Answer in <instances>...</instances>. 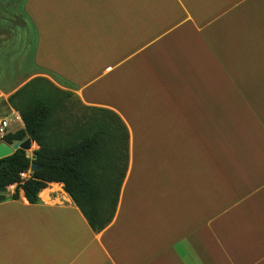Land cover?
<instances>
[{"label":"crops","instance_id":"obj_1","mask_svg":"<svg viewBox=\"0 0 264 264\" xmlns=\"http://www.w3.org/2000/svg\"><path fill=\"white\" fill-rule=\"evenodd\" d=\"M35 80L115 115L128 163L100 233L62 185L10 187L0 264H264V0L0 1L11 134Z\"/></svg>","mask_w":264,"mask_h":264},{"label":"trees","instance_id":"obj_2","mask_svg":"<svg viewBox=\"0 0 264 264\" xmlns=\"http://www.w3.org/2000/svg\"><path fill=\"white\" fill-rule=\"evenodd\" d=\"M38 82L39 80H35L27 84L8 100L12 107L17 103L22 104V100L25 102L21 108L16 105L14 109L19 114L23 129L5 136L3 143L12 146L32 134V143L36 144L38 149L33 152L35 160L22 150L0 159V203L7 200V190L15 187L12 200L18 199V191L21 190L26 202L36 205L39 202V194L49 184H60L90 229L94 233H100L112 222L115 215L128 163V133L115 115L99 110L110 117L108 120L111 126H117L121 131H114L113 136L106 135L105 124L99 122L90 134L83 135L76 141L63 144L54 142L48 125L58 102L57 94L49 92L43 86L40 87ZM37 89L40 94L34 97L33 93ZM105 137L114 148L107 151L111 161L106 169L101 168V147ZM119 162H123V165L118 176ZM32 164L37 165L39 169L31 173L28 179H21L20 175L27 173Z\"/></svg>","mask_w":264,"mask_h":264},{"label":"rangeland","instance_id":"obj_3","mask_svg":"<svg viewBox=\"0 0 264 264\" xmlns=\"http://www.w3.org/2000/svg\"><path fill=\"white\" fill-rule=\"evenodd\" d=\"M33 94L34 97H36L38 96V94H40V92L37 89ZM57 101L58 102L56 108L53 110L54 114L52 115L51 118L52 120H50L51 122L48 125L49 132H51L54 136V142L63 144L65 142L76 141L81 136L90 134L92 130H94L97 127L99 122L101 124H105L104 127L107 133L106 135L113 136L114 131L116 130L119 132L121 131L120 128H118L117 126L113 127L110 125V121L108 120L110 118L109 116L104 115L103 113L99 112V110L97 111L96 109H93L91 107H86L84 105H81L69 93L59 91V93H57ZM21 102L22 104L17 103L16 104L17 106L16 105L15 106L17 108H21L23 105H25V102H23V100ZM15 106L13 105L12 107L10 105L12 109H16ZM2 117H4V114L0 116V119ZM9 119L10 120L8 121L9 122L8 130H9V134H11L10 133L11 131L18 129L19 124L13 118H9ZM0 145H4L7 148L11 147L5 145L3 141H0ZM110 148L114 149L112 147V144L108 143V140L105 137L101 147V153L103 152L101 156V161H102L101 163L103 164V167L100 164L101 168L106 169L110 166L109 162L111 161V157L110 155H107V151H110ZM32 150H34L33 147ZM32 150L27 152V155L29 157H31L32 155ZM122 165L123 162L118 163V171H117L118 176L122 171ZM113 188H115V182Z\"/></svg>","mask_w":264,"mask_h":264},{"label":"water","instance_id":"obj_4","mask_svg":"<svg viewBox=\"0 0 264 264\" xmlns=\"http://www.w3.org/2000/svg\"><path fill=\"white\" fill-rule=\"evenodd\" d=\"M31 144H32V134L27 135L23 140L14 143V144L10 147V149H11L12 153L15 152V151H17V150H22V151H24V152L27 153V152H29V151L32 150ZM0 146L6 147V146H4V145H0ZM12 153H11V154H12ZM11 154H6V155H2V154H1V155H0V159H1V158H4V157H7V156H9V155H11ZM31 159H32V160H35V156L32 155V156H31ZM38 169H39V167H38L37 165L32 164V165L30 166L29 172H30V174H31V173H34L35 171H37Z\"/></svg>","mask_w":264,"mask_h":264},{"label":"built area","instance_id":"obj_5","mask_svg":"<svg viewBox=\"0 0 264 264\" xmlns=\"http://www.w3.org/2000/svg\"><path fill=\"white\" fill-rule=\"evenodd\" d=\"M9 122L5 119L0 120V141H3L4 137L9 134ZM30 172L23 173L20 175L21 179H28Z\"/></svg>","mask_w":264,"mask_h":264},{"label":"bare ground","instance_id":"obj_6","mask_svg":"<svg viewBox=\"0 0 264 264\" xmlns=\"http://www.w3.org/2000/svg\"><path fill=\"white\" fill-rule=\"evenodd\" d=\"M11 153V149L7 147L0 146V155H6Z\"/></svg>","mask_w":264,"mask_h":264}]
</instances>
